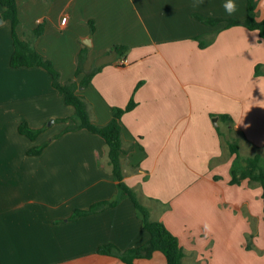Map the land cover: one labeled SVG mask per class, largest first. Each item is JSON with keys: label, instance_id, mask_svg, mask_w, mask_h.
<instances>
[{"label": "crops", "instance_id": "crops-1", "mask_svg": "<svg viewBox=\"0 0 264 264\" xmlns=\"http://www.w3.org/2000/svg\"><path fill=\"white\" fill-rule=\"evenodd\" d=\"M15 1L17 35L33 40L61 82L74 79L76 56L87 48L83 70L100 71L78 93L94 123L106 124L133 97L135 108L121 117L124 182L177 238L182 264H264L262 190L247 179L229 183L235 156L225 143L237 141L241 160L264 148V41L242 26L195 18L242 21L246 0H235L231 16L225 0ZM256 1L262 21L264 0ZM39 25L44 31L33 39ZM115 45L129 50L119 58ZM12 52L11 25L2 19L0 264H125L97 249L125 251L148 240L129 199L69 220L117 195L105 142L85 130L60 135L69 122L55 120L70 118L73 108L42 68H10ZM223 114L233 120L230 139L216 132L227 133L224 123L212 122ZM23 122L44 130L31 141L17 131ZM43 145L39 155L27 154ZM132 264L166 260L154 252Z\"/></svg>", "mask_w": 264, "mask_h": 264}, {"label": "trees", "instance_id": "trees-1", "mask_svg": "<svg viewBox=\"0 0 264 264\" xmlns=\"http://www.w3.org/2000/svg\"><path fill=\"white\" fill-rule=\"evenodd\" d=\"M0 6L3 8V12L1 13L2 19L9 21L11 25L13 52L9 59V67L12 69L33 67L42 68L51 77V85L57 94L63 98L65 105L71 106L74 110V113L70 118L55 120V122L61 123L69 122L60 135L68 132L85 130L100 137L105 142L107 147L108 165L110 167L111 174L116 181V197L112 200L93 203L86 210H75L69 220L74 221L79 217L92 215L107 208L114 207L120 200L129 199L132 202L137 215L141 219L144 230L148 233V240L142 246L125 251H121L111 244L102 245L98 247L97 253L114 256L119 258L125 264H132L135 259H148L154 252H160L165 257L166 264H182L184 252L180 247L177 238L165 227L162 222L152 221L150 219L148 209L138 200L136 192L124 182L121 161V155L124 153L122 150L121 117L123 114L130 112L135 108L136 104L133 97L130 98L125 107L112 109L111 119L109 122L104 125L94 123L90 117L89 105L87 101L78 93L81 89L87 87L91 83L93 76L100 71L99 68L88 72L83 70V62L86 58L87 48H81L76 56L74 79L61 82L59 72L54 69L49 60L45 59L35 50L32 44L33 40L21 39L17 35L16 29L19 25V19L16 1L0 0ZM195 18L212 27L217 26L220 23L225 24L223 27L224 29L234 26H242L249 31L257 32L259 38L264 41V20H257L256 0H246V15L242 21H223L218 19L202 18L196 15ZM90 26L92 33L94 31L92 22ZM43 31L42 25L35 28L31 32L33 39L42 35ZM212 41L213 37L206 44L198 40L199 47L204 48ZM113 50L117 53L119 58H122L129 48L123 45H115ZM254 73L257 76L262 75L260 65L255 66ZM140 85L141 84L139 83L136 87H139ZM212 118H217V120L224 123L227 127L226 134H223L220 132L219 128H216L218 136L224 137V135H226L229 139L232 138V135L234 134L232 118L227 114L213 115ZM43 130V128L32 129L25 122L19 124L17 128L20 135L31 141H34L43 132ZM225 143L229 154L235 156L232 163L231 179L229 183L231 185H239L241 181L247 179L249 183L259 185L262 190L261 199L264 212V157H262L264 148L263 150L252 148L255 153L251 157L241 160L237 141L228 140ZM44 146L45 145L32 148L27 152V154L30 156L39 155Z\"/></svg>", "mask_w": 264, "mask_h": 264}, {"label": "clouds", "instance_id": "clouds-1", "mask_svg": "<svg viewBox=\"0 0 264 264\" xmlns=\"http://www.w3.org/2000/svg\"><path fill=\"white\" fill-rule=\"evenodd\" d=\"M223 7L225 9V12L231 16L236 13L237 11V5L235 3V0H225V3L223 4Z\"/></svg>", "mask_w": 264, "mask_h": 264}, {"label": "built area", "instance_id": "built-area-1", "mask_svg": "<svg viewBox=\"0 0 264 264\" xmlns=\"http://www.w3.org/2000/svg\"><path fill=\"white\" fill-rule=\"evenodd\" d=\"M62 22H65V18L64 19H62ZM126 64V62H125V60H120L119 62H118V66L119 67H122V66H124Z\"/></svg>", "mask_w": 264, "mask_h": 264}, {"label": "water", "instance_id": "water-1", "mask_svg": "<svg viewBox=\"0 0 264 264\" xmlns=\"http://www.w3.org/2000/svg\"><path fill=\"white\" fill-rule=\"evenodd\" d=\"M1 22H2V18H1V16H0V24H1ZM212 122H213V125L214 126H216L217 124H216V122H217V118H213L212 119ZM52 122H50V124H51Z\"/></svg>", "mask_w": 264, "mask_h": 264}, {"label": "rangeland", "instance_id": "rangeland-1", "mask_svg": "<svg viewBox=\"0 0 264 264\" xmlns=\"http://www.w3.org/2000/svg\"><path fill=\"white\" fill-rule=\"evenodd\" d=\"M47 125H50V124H47ZM245 154H243V156H244Z\"/></svg>", "mask_w": 264, "mask_h": 264}]
</instances>
